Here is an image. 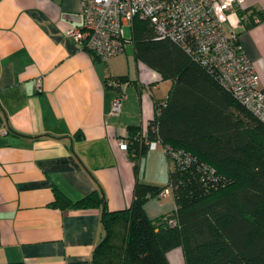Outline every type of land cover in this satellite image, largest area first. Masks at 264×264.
<instances>
[{
  "label": "crops",
  "instance_id": "0c3cea01",
  "mask_svg": "<svg viewBox=\"0 0 264 264\" xmlns=\"http://www.w3.org/2000/svg\"><path fill=\"white\" fill-rule=\"evenodd\" d=\"M252 10L264 14V0L230 17L264 88V19L245 27L239 13L245 19ZM80 24V0H0V264H93L106 236L102 205L52 206L54 187L75 201L100 184L110 210L128 207L136 174L119 138L129 126L145 128L172 86L134 49L127 54L128 44L108 60L82 48L67 33ZM122 75L127 97L114 114L107 79ZM168 174L164 147L154 142L139 176L164 185ZM144 208L151 218L165 215L176 208L174 195L151 197ZM168 258L185 264L182 246Z\"/></svg>",
  "mask_w": 264,
  "mask_h": 264
},
{
  "label": "trees",
  "instance_id": "16d2710c",
  "mask_svg": "<svg viewBox=\"0 0 264 264\" xmlns=\"http://www.w3.org/2000/svg\"><path fill=\"white\" fill-rule=\"evenodd\" d=\"M239 13L245 27L264 19L256 10L245 19L246 12ZM127 40L137 60L160 80L172 81L167 96L155 100L148 125L128 127L127 152L136 174L132 203L110 210L99 184L75 201L55 186L52 206L102 205L106 236L93 264H171L168 251L177 246L185 264H264V121L180 42L161 37L149 19L137 16ZM112 78L130 81L127 75L107 81ZM154 142L162 144L169 163L164 185L139 176ZM166 188L176 208L151 218L144 204Z\"/></svg>",
  "mask_w": 264,
  "mask_h": 264
},
{
  "label": "built area",
  "instance_id": "2783aa9c",
  "mask_svg": "<svg viewBox=\"0 0 264 264\" xmlns=\"http://www.w3.org/2000/svg\"><path fill=\"white\" fill-rule=\"evenodd\" d=\"M251 1L80 0L81 24L71 26L67 33L97 58L108 60L126 50L128 40L124 26L133 25L137 16L149 19L161 37L180 42L264 121V88L259 86L256 67L238 42V26L227 28L230 11ZM107 83L124 85L114 78ZM126 97L123 89H116L111 113L120 112ZM127 135L128 129L119 138L126 151ZM168 193L169 188H166L159 195L163 197ZM170 222L173 224L172 220Z\"/></svg>",
  "mask_w": 264,
  "mask_h": 264
},
{
  "label": "rangeland",
  "instance_id": "374dc122",
  "mask_svg": "<svg viewBox=\"0 0 264 264\" xmlns=\"http://www.w3.org/2000/svg\"><path fill=\"white\" fill-rule=\"evenodd\" d=\"M124 29H125V35H126V37L127 38H129V39H131L132 38V36H133V25L132 24H126L125 26H124ZM128 48H127V51H126V53L127 54H133V44H132V42L131 41H129L128 43ZM125 53V52H124ZM125 55V54H124ZM172 83V82H171ZM171 193V189L169 188V193L167 194V195H165V197L166 196H168L169 194ZM174 249V248H173Z\"/></svg>",
  "mask_w": 264,
  "mask_h": 264
},
{
  "label": "clouds",
  "instance_id": "9594fccd",
  "mask_svg": "<svg viewBox=\"0 0 264 264\" xmlns=\"http://www.w3.org/2000/svg\"><path fill=\"white\" fill-rule=\"evenodd\" d=\"M227 2L230 3L231 0H227ZM225 6H227V5H225ZM229 19L232 20L233 27H235L236 23L238 22V21L236 20V18H235V15L233 14V16L230 17Z\"/></svg>",
  "mask_w": 264,
  "mask_h": 264
}]
</instances>
